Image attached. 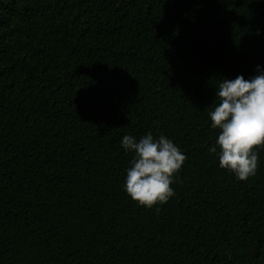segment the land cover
Wrapping results in <instances>:
<instances>
[{
  "label": "trees",
  "instance_id": "obj_1",
  "mask_svg": "<svg viewBox=\"0 0 264 264\" xmlns=\"http://www.w3.org/2000/svg\"><path fill=\"white\" fill-rule=\"evenodd\" d=\"M256 65L264 0H0V264H264V149L245 181L208 151ZM149 131L186 156L151 209L120 146Z\"/></svg>",
  "mask_w": 264,
  "mask_h": 264
},
{
  "label": "clouds",
  "instance_id": "obj_2",
  "mask_svg": "<svg viewBox=\"0 0 264 264\" xmlns=\"http://www.w3.org/2000/svg\"><path fill=\"white\" fill-rule=\"evenodd\" d=\"M255 71L248 79L241 74L223 78L215 88L219 99L208 112L210 127L219 130L208 151L220 168L240 181L256 174L258 152L264 149V68L256 65ZM120 146L132 154L122 185L127 196L149 209L168 202L175 194L170 185L186 159L179 147L163 134L154 137L151 131L139 139L125 134Z\"/></svg>",
  "mask_w": 264,
  "mask_h": 264
}]
</instances>
